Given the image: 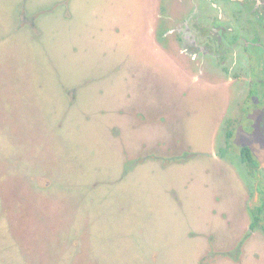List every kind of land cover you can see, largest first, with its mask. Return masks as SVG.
I'll list each match as a JSON object with an SVG mask.
<instances>
[{
  "label": "rangeland",
  "instance_id": "obj_1",
  "mask_svg": "<svg viewBox=\"0 0 264 264\" xmlns=\"http://www.w3.org/2000/svg\"><path fill=\"white\" fill-rule=\"evenodd\" d=\"M238 1L0 0V264H264L241 87L180 36Z\"/></svg>",
  "mask_w": 264,
  "mask_h": 264
},
{
  "label": "flooded vegetation",
  "instance_id": "obj_2",
  "mask_svg": "<svg viewBox=\"0 0 264 264\" xmlns=\"http://www.w3.org/2000/svg\"><path fill=\"white\" fill-rule=\"evenodd\" d=\"M236 3L238 7L234 10H193L192 15L196 17L191 21L195 29L187 25L189 29L180 34L186 45L192 47L189 52H194L195 57L201 52L213 56L224 73L239 82L243 96L237 117L229 128L234 131L233 142L240 126L253 132L264 124V1L240 0ZM228 62L240 72L232 73ZM239 158L242 162L241 155ZM258 166L261 168L259 162ZM256 192L257 200L259 187Z\"/></svg>",
  "mask_w": 264,
  "mask_h": 264
},
{
  "label": "trees",
  "instance_id": "obj_3",
  "mask_svg": "<svg viewBox=\"0 0 264 264\" xmlns=\"http://www.w3.org/2000/svg\"><path fill=\"white\" fill-rule=\"evenodd\" d=\"M227 147H237L233 142L234 131L231 129L227 130ZM240 151L241 160L247 168H249V173H253L258 169V161L253 155L249 147H237ZM258 186H260L258 184ZM260 200L259 203H255L250 209L251 213V228L255 229L257 227H262L264 229V190L259 187Z\"/></svg>",
  "mask_w": 264,
  "mask_h": 264
},
{
  "label": "water",
  "instance_id": "obj_4",
  "mask_svg": "<svg viewBox=\"0 0 264 264\" xmlns=\"http://www.w3.org/2000/svg\"><path fill=\"white\" fill-rule=\"evenodd\" d=\"M264 124L255 128L253 132H247L242 126L237 130L234 143L239 146H248L256 157L261 168H264Z\"/></svg>",
  "mask_w": 264,
  "mask_h": 264
}]
</instances>
